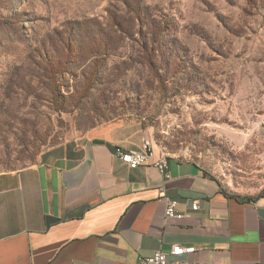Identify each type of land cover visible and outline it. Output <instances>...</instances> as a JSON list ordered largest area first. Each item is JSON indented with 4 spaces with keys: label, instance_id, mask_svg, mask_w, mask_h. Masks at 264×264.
I'll list each match as a JSON object with an SVG mask.
<instances>
[{
    "label": "rangeland",
    "instance_id": "1",
    "mask_svg": "<svg viewBox=\"0 0 264 264\" xmlns=\"http://www.w3.org/2000/svg\"><path fill=\"white\" fill-rule=\"evenodd\" d=\"M140 4L149 9L139 28ZM117 21L131 34L114 54L71 66L63 103L49 101L36 71L57 31ZM110 111L118 116L91 125ZM127 117L160 153L198 163L232 192H262L264 0H0V172Z\"/></svg>",
    "mask_w": 264,
    "mask_h": 264
},
{
    "label": "crops",
    "instance_id": "2",
    "mask_svg": "<svg viewBox=\"0 0 264 264\" xmlns=\"http://www.w3.org/2000/svg\"><path fill=\"white\" fill-rule=\"evenodd\" d=\"M145 140L139 119L121 118L0 172V264H134L174 244L198 248L183 259L264 264V191L252 200L227 195L217 177L176 156L165 177L153 164L157 148L137 168L115 153ZM165 194L178 200L183 218L165 216Z\"/></svg>",
    "mask_w": 264,
    "mask_h": 264
},
{
    "label": "trees",
    "instance_id": "3",
    "mask_svg": "<svg viewBox=\"0 0 264 264\" xmlns=\"http://www.w3.org/2000/svg\"><path fill=\"white\" fill-rule=\"evenodd\" d=\"M148 9L149 7L144 4L134 8V18L142 22L138 24L139 28L141 26L144 27L143 16L148 14ZM151 25L153 24L149 22L145 24L147 27H151ZM115 26L113 29H107L101 24H95L89 29L88 26L77 25L64 32L63 30L61 32L57 31L60 42L51 46V52H46V62H38L39 69L36 71L37 78H45L46 80L49 101L52 103H63L62 98H64L65 94L63 93L64 84L62 81L65 79V74L71 72V66L84 67L90 59L92 62L98 63L101 61V57L104 58L107 55L114 54L118 49V42L122 41L125 38L124 36L131 34V31H127L120 22L117 21ZM144 47L146 48L147 44H144ZM101 67L96 68L95 72L91 74L94 76H92L89 86L83 88V96H88L94 84L100 81ZM115 116H118V113L110 111L108 114H102L98 118H91V125L94 126L103 121H108ZM206 174L210 176L207 171ZM227 190V188L224 189L227 195L244 197L247 200H252L256 196L229 193Z\"/></svg>",
    "mask_w": 264,
    "mask_h": 264
},
{
    "label": "built area",
    "instance_id": "4",
    "mask_svg": "<svg viewBox=\"0 0 264 264\" xmlns=\"http://www.w3.org/2000/svg\"><path fill=\"white\" fill-rule=\"evenodd\" d=\"M115 153L119 159L130 168H137L142 164L150 161L154 156V147L151 140H145L139 149L126 150L120 146L115 148ZM153 164L165 175L169 177V156L162 152L155 158ZM165 202V216L168 218L181 219L184 217V212L178 208V200L168 194L163 196ZM193 209H199L200 204L194 201ZM198 248L194 245L183 246L174 244L169 250L158 249L153 254L140 257L134 264H208L202 261H192L183 259L185 254H193Z\"/></svg>",
    "mask_w": 264,
    "mask_h": 264
},
{
    "label": "water",
    "instance_id": "5",
    "mask_svg": "<svg viewBox=\"0 0 264 264\" xmlns=\"http://www.w3.org/2000/svg\"><path fill=\"white\" fill-rule=\"evenodd\" d=\"M93 142L94 143H104V140H102V139H94Z\"/></svg>",
    "mask_w": 264,
    "mask_h": 264
},
{
    "label": "bare ground",
    "instance_id": "6",
    "mask_svg": "<svg viewBox=\"0 0 264 264\" xmlns=\"http://www.w3.org/2000/svg\"><path fill=\"white\" fill-rule=\"evenodd\" d=\"M163 154H165V155H168V154H166V153H164V152H162Z\"/></svg>",
    "mask_w": 264,
    "mask_h": 264
}]
</instances>
